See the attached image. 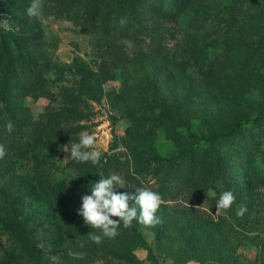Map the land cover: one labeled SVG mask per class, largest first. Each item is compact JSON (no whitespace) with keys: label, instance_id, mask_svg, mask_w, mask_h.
Listing matches in <instances>:
<instances>
[{"label":"rangeland","instance_id":"obj_1","mask_svg":"<svg viewBox=\"0 0 264 264\" xmlns=\"http://www.w3.org/2000/svg\"><path fill=\"white\" fill-rule=\"evenodd\" d=\"M130 1L129 13L124 0H44L41 23L32 0H0V264H264V0ZM83 132L98 164L66 158ZM215 132L227 189L196 175L163 185L166 166L146 164ZM113 173L117 192L147 185L168 202L162 223L96 244L77 209ZM225 190L236 201L216 216Z\"/></svg>","mask_w":264,"mask_h":264},{"label":"clouds","instance_id":"obj_2","mask_svg":"<svg viewBox=\"0 0 264 264\" xmlns=\"http://www.w3.org/2000/svg\"><path fill=\"white\" fill-rule=\"evenodd\" d=\"M43 9L44 0H32L27 9V15L44 23L46 22V18ZM126 23V18L121 17L119 24L124 26ZM5 127L7 131L11 132L14 125L9 121ZM95 142V132L81 133L79 142L71 141L68 145H64V152L70 151V158H66L79 162L90 161L93 164H98L102 152L99 149L93 148ZM6 154L7 149L5 145L0 144V159ZM117 186L126 188L125 180L120 175L113 173L107 177L101 176L98 181L89 183L91 194H85L81 197L82 203L77 209V213L83 217L86 225L91 229L97 230L96 232L91 231L88 235V238L96 244L102 243L104 238L111 239L118 236L121 224L124 228H130L133 221L149 227L162 223L161 218L157 215L159 208L164 203L163 197L159 192L144 185L137 187L134 190V194L120 193L115 190ZM130 201H134V203L130 204ZM235 201L236 195L233 191H223L217 200L214 215L219 216L223 214L224 211L231 208ZM202 206H197V208ZM246 212V205L241 203L236 210L237 216L242 218ZM114 217L119 219H113ZM83 247L84 245L81 244L80 248ZM68 255L74 259H84L86 253L69 250Z\"/></svg>","mask_w":264,"mask_h":264},{"label":"trees","instance_id":"obj_3","mask_svg":"<svg viewBox=\"0 0 264 264\" xmlns=\"http://www.w3.org/2000/svg\"><path fill=\"white\" fill-rule=\"evenodd\" d=\"M137 3H141L142 0H136ZM145 1V0H144ZM163 0H158L156 4H161ZM236 3V1H234ZM242 2H247V0H243ZM123 8L125 11L134 12L135 7L134 4L130 0H124L123 2ZM128 6V7H125ZM178 6V5H177ZM109 16L114 15L116 8H113L111 5ZM125 12L123 15V18H126L127 23L122 27V29L125 27L128 30H132L133 27L136 25V19L133 18L134 13L129 14ZM208 15H194L192 16L191 20L194 22H197V19L199 18H206ZM116 18V17H115ZM133 19V20H132ZM178 121H181L180 119ZM226 135L224 133L215 132L211 134L209 137L204 138V141L207 142V145L197 153L195 150H191L189 153H184L182 155L173 157L168 160H164L163 158H160L159 156L149 158L146 161V164L155 163L156 165H163L166 166V172L164 174L163 178V185H169L172 180V182L178 181L185 183L186 181L189 182V180H192L194 178V175L200 176L203 180H207L210 182H215L217 184V181H219L220 187L222 189H227V186L229 185L228 179L226 178V174L223 172H218L219 176L218 178L215 177L216 173L213 171V167H220L222 164V161H224V158L228 155V152L222 153L221 150H217L213 148V144L217 141H220L222 139H225ZM145 168H141L144 170ZM161 174H159L160 176ZM156 176V175H155ZM153 173L152 177L156 178ZM150 177V178H152ZM158 179V178H157ZM263 183L261 184V187L264 189V178L262 179ZM162 181L161 179H158V182ZM147 182V181H146ZM186 182V183H187ZM225 186V187H224ZM239 187H234V191L237 192ZM241 192V191H240ZM165 195V194H164ZM164 202H168V200H163ZM131 232H135L136 229L132 225V227L127 228Z\"/></svg>","mask_w":264,"mask_h":264}]
</instances>
